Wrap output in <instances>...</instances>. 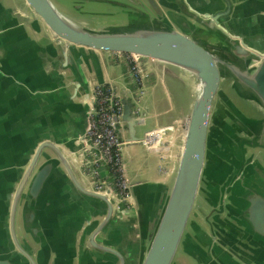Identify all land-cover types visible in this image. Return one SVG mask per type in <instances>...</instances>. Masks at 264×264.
<instances>
[{
  "label": "water",
  "instance_id": "1",
  "mask_svg": "<svg viewBox=\"0 0 264 264\" xmlns=\"http://www.w3.org/2000/svg\"><path fill=\"white\" fill-rule=\"evenodd\" d=\"M221 1L223 8H214L216 0H208L201 10L190 0H23L59 48L62 61L54 68L69 67L75 75L70 97L79 96L80 86L84 94L70 140L37 135L28 141L26 155L5 157L0 149V225L5 223L20 260L14 261L5 249L0 250V264L48 261L49 245L41 243L34 256L22 232L48 240L41 239L46 228L39 212L45 211L55 190L61 196L66 192L67 182L104 205L102 219L84 228V238L88 247L116 257L119 264H127L126 257L106 230L129 208L136 213L135 264H264V35L230 30L226 24L233 4ZM0 30L3 37L6 32ZM73 50L122 63L143 62L165 83V94L154 93L160 106L158 123L150 122L138 92L132 97L130 88L120 93L117 83L94 84L109 86L112 97L121 101L116 126L122 148L140 145L149 156L143 142L147 132L168 128L175 135L171 179L152 219L153 203L139 197L145 181L132 179L124 161L126 199L116 203L91 184L85 167L93 165L84 139L94 85L82 78L70 56ZM133 87L137 89L136 81ZM64 145L76 154L89 187ZM74 231L69 225L66 242H72Z\"/></svg>",
  "mask_w": 264,
  "mask_h": 264
},
{
  "label": "crops",
  "instance_id": "2",
  "mask_svg": "<svg viewBox=\"0 0 264 264\" xmlns=\"http://www.w3.org/2000/svg\"><path fill=\"white\" fill-rule=\"evenodd\" d=\"M190 1L193 5L200 6L201 10L208 6V0ZM231 2L233 8L226 24L228 28L240 29L246 35L258 32L264 35V0ZM223 7V1L216 0L214 8ZM0 29L6 32L0 37V149L3 150V155H26L31 149L28 141L35 139L37 135L57 141L70 140L80 120L78 108L84 90L80 86L79 96L70 97L75 90L76 78L69 67L59 70L54 68L61 64L62 58L48 29L30 9L24 8L23 0H0ZM70 56L82 71V78L91 81L90 85L114 82L120 93H124L125 88H130L131 96L134 97L138 92V87L136 90L133 87L135 78L127 72L118 58L91 55L77 50L71 51ZM150 78L145 94L140 97L141 106L149 115L150 122L158 123L160 106L154 93L159 90L161 95L165 94V83L153 72ZM164 107L166 110L167 105L164 104ZM167 136L171 140L175 137L171 130ZM70 146L74 147V144ZM62 149L70 156L80 180L89 187L88 177L82 176L76 163V154L69 151L66 145ZM148 155L140 145L122 148L129 176L145 181L144 187L139 188V197L153 203L151 207H155L165 195L174 161L171 156L166 163V172H161L158 155L150 152ZM65 187L66 192L62 196L55 190L44 206L45 211L39 212L46 228L41 239L48 240H35L29 233L22 232L23 238L28 241L26 249L35 256L41 249V243L49 245V259L44 264H119L116 257L97 253L88 247L84 238V228L88 224L95 225L102 219L104 205L77 193L68 182ZM25 202H22V206ZM157 207L149 210L151 219L155 217ZM120 213L124 214L121 220L113 222L106 234L110 236L113 246L126 257L127 264H135L138 252L136 213L131 208ZM4 224L0 225V250L6 249V254L13 255L14 261L18 262L19 257L13 252ZM69 225L75 230L72 242H66L64 238ZM97 240L100 241L101 238L98 237Z\"/></svg>",
  "mask_w": 264,
  "mask_h": 264
},
{
  "label": "built area",
  "instance_id": "3",
  "mask_svg": "<svg viewBox=\"0 0 264 264\" xmlns=\"http://www.w3.org/2000/svg\"><path fill=\"white\" fill-rule=\"evenodd\" d=\"M123 64L137 82L138 97L143 96L146 92L145 78L150 84L151 71L140 61L126 60ZM92 91L84 149L93 167L87 166L85 171L95 190L107 192L116 203H120L129 196L122 142L116 126L120 121L122 104L118 97H112L113 92L109 87L94 85ZM168 131V128L152 130L146 133L143 140L148 151L158 155L161 172H166L167 160L172 156V140L167 136Z\"/></svg>",
  "mask_w": 264,
  "mask_h": 264
},
{
  "label": "rangeland",
  "instance_id": "4",
  "mask_svg": "<svg viewBox=\"0 0 264 264\" xmlns=\"http://www.w3.org/2000/svg\"><path fill=\"white\" fill-rule=\"evenodd\" d=\"M237 104L239 105V107L243 110V111H248L246 104H244L243 102L237 101ZM186 264H191L190 262H187Z\"/></svg>",
  "mask_w": 264,
  "mask_h": 264
},
{
  "label": "bare ground",
  "instance_id": "5",
  "mask_svg": "<svg viewBox=\"0 0 264 264\" xmlns=\"http://www.w3.org/2000/svg\"><path fill=\"white\" fill-rule=\"evenodd\" d=\"M148 81H147V78H145V82H144V89L146 90L147 89V87H148Z\"/></svg>",
  "mask_w": 264,
  "mask_h": 264
}]
</instances>
